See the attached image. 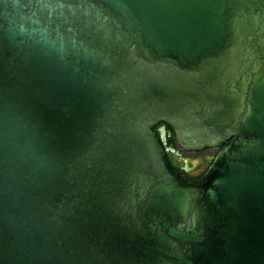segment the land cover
I'll list each match as a JSON object with an SVG mask.
<instances>
[{
    "label": "water",
    "instance_id": "1",
    "mask_svg": "<svg viewBox=\"0 0 264 264\" xmlns=\"http://www.w3.org/2000/svg\"><path fill=\"white\" fill-rule=\"evenodd\" d=\"M0 264H264V0H0Z\"/></svg>",
    "mask_w": 264,
    "mask_h": 264
},
{
    "label": "flooded vegetation",
    "instance_id": "2",
    "mask_svg": "<svg viewBox=\"0 0 264 264\" xmlns=\"http://www.w3.org/2000/svg\"><path fill=\"white\" fill-rule=\"evenodd\" d=\"M154 130L167 151V159L171 167L188 181L200 183L221 147L200 152H183L176 146L174 132L170 126L161 123Z\"/></svg>",
    "mask_w": 264,
    "mask_h": 264
}]
</instances>
